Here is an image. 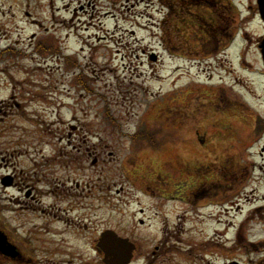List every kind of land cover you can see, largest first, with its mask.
<instances>
[{"label":"rangeland","instance_id":"rangeland-1","mask_svg":"<svg viewBox=\"0 0 264 264\" xmlns=\"http://www.w3.org/2000/svg\"><path fill=\"white\" fill-rule=\"evenodd\" d=\"M232 1L243 15L249 0ZM208 2L0 0V164L102 138L103 172L88 177L104 201L146 209L150 180L169 219L219 234L215 264H248L264 258V76L240 62L237 40L201 47ZM15 195L6 190L9 223Z\"/></svg>","mask_w":264,"mask_h":264},{"label":"flooded vegetation","instance_id":"flooded-vegetation-1","mask_svg":"<svg viewBox=\"0 0 264 264\" xmlns=\"http://www.w3.org/2000/svg\"><path fill=\"white\" fill-rule=\"evenodd\" d=\"M216 1L206 4L209 20L199 18L207 27L197 28L207 36L201 47L223 53L237 40V58L256 64L264 76V0H249L243 15L232 0ZM94 139L97 143L88 146L86 137L67 138L75 153H7L1 159L0 264H215L208 239L219 234L198 231L196 223L185 228L183 217L169 219L154 195L157 184L142 181L145 197L154 202L146 209L102 199L105 186L92 178L103 172L104 140ZM118 169L127 182L135 178V168L121 164ZM9 188L17 194L11 199V223L6 217ZM248 264H264V258Z\"/></svg>","mask_w":264,"mask_h":264},{"label":"trees","instance_id":"trees-1","mask_svg":"<svg viewBox=\"0 0 264 264\" xmlns=\"http://www.w3.org/2000/svg\"><path fill=\"white\" fill-rule=\"evenodd\" d=\"M147 137H148V135H147Z\"/></svg>","mask_w":264,"mask_h":264},{"label":"water","instance_id":"water-1","mask_svg":"<svg viewBox=\"0 0 264 264\" xmlns=\"http://www.w3.org/2000/svg\"><path fill=\"white\" fill-rule=\"evenodd\" d=\"M264 151V150H263Z\"/></svg>","mask_w":264,"mask_h":264}]
</instances>
